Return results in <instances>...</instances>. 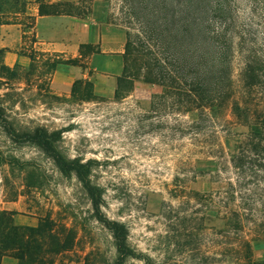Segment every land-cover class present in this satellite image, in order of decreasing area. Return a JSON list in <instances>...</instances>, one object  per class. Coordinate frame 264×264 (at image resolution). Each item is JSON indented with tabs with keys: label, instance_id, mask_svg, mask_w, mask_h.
I'll use <instances>...</instances> for the list:
<instances>
[{
	"label": "trees",
	"instance_id": "1",
	"mask_svg": "<svg viewBox=\"0 0 264 264\" xmlns=\"http://www.w3.org/2000/svg\"><path fill=\"white\" fill-rule=\"evenodd\" d=\"M118 1L131 28L126 30L124 67L114 99L131 95L137 82L155 86L158 90L152 95L150 111L162 110L173 119L171 130L193 139L209 131L214 143L204 146L202 153L213 159L212 166L198 173L209 176L215 187L184 190L187 202L198 205L196 235L202 239L210 235L215 240L219 264H263L254 260L251 241L264 242V0ZM93 2L81 0L79 6L41 2L39 14L83 15L91 11ZM29 19L33 21V17ZM17 22L0 20V24ZM3 51L0 49V129L4 135L12 143L38 148L62 174L76 176L91 202L93 217L112 233L113 264H126L128 259L148 263L149 258L129 244L128 226L104 214L103 190L91 179L94 160L69 157L61 146L62 130L27 126L14 110L25 105L20 92L23 84L35 85L40 96L62 101L50 91L47 74L52 75L59 64L84 62L32 50L25 70L20 65H5ZM93 52L97 50L92 45L81 46L82 57ZM71 96L75 101L97 97L88 80H76ZM188 115H192L191 121L181 120ZM235 127L245 131L232 132ZM10 163L21 169L30 165L19 160ZM16 214L0 210V264L4 257L16 259L17 264H54L52 256L73 248L76 236L72 228L58 226L49 217L40 218L35 226L18 225ZM169 217L179 219L172 211ZM210 217L219 224L206 226ZM177 230L176 236L181 237L183 233Z\"/></svg>",
	"mask_w": 264,
	"mask_h": 264
},
{
	"label": "rangeland",
	"instance_id": "2",
	"mask_svg": "<svg viewBox=\"0 0 264 264\" xmlns=\"http://www.w3.org/2000/svg\"><path fill=\"white\" fill-rule=\"evenodd\" d=\"M101 1L106 6L107 22L122 29L126 40L131 25L125 9L118 0ZM33 6V0H0V20L26 23L25 13ZM52 77L47 74L54 93ZM20 86L25 105L14 110L23 123L62 130L61 146L69 157L94 160L91 179L103 190L104 214L124 222L129 244L149 258L148 263L128 259L126 264H219L215 240L210 235L206 239L196 235L200 226L198 205L184 197V190L215 187L209 176L198 173L212 166L213 159L202 153L204 146L214 143L209 131L193 139L171 130L173 119L162 110L150 111L152 95L158 90L152 85L149 91L138 89L141 97L148 95L147 100L132 91V96L119 101L99 96L75 101L71 92L54 93L62 98L56 101L36 94L35 85ZM191 119L192 115L181 118L185 122ZM231 130L244 132L245 128ZM12 160L30 165L21 169L11 164ZM1 209L17 212L14 219L18 225L35 226L40 218L49 217L58 226L74 230L73 248L52 256L54 264L114 263L112 233L93 217L91 202L76 176L62 174L41 150L12 143L0 129ZM170 211L179 219H171ZM205 224L210 227L219 222L210 217ZM175 229L183 233L181 237L176 236ZM251 242L254 260L264 261V242L258 238ZM17 263L11 257L1 260V264Z\"/></svg>",
	"mask_w": 264,
	"mask_h": 264
},
{
	"label": "crops",
	"instance_id": "3",
	"mask_svg": "<svg viewBox=\"0 0 264 264\" xmlns=\"http://www.w3.org/2000/svg\"><path fill=\"white\" fill-rule=\"evenodd\" d=\"M34 6L26 12L27 22L0 24V49L3 62L9 67L30 65L32 50L56 52L65 58H80L84 65L59 64L54 70L51 88L54 93H70L76 80H88L93 84L96 96L113 99L117 78L124 67L125 33L107 22L105 3L95 0L89 13L83 15H40L41 2L55 4L69 2L79 6L81 0H33ZM29 16L33 17L30 22ZM92 45L97 52L81 56V46ZM140 87L150 90V85L135 83L133 95L143 100ZM132 96V95H131Z\"/></svg>",
	"mask_w": 264,
	"mask_h": 264
}]
</instances>
